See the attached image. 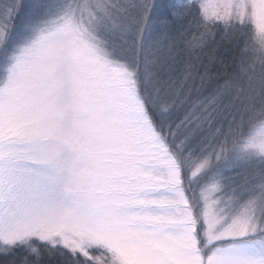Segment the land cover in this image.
<instances>
[{"label":"snow or ice","instance_id":"6c2138e0","mask_svg":"<svg viewBox=\"0 0 264 264\" xmlns=\"http://www.w3.org/2000/svg\"><path fill=\"white\" fill-rule=\"evenodd\" d=\"M0 264H264V0H0Z\"/></svg>","mask_w":264,"mask_h":264},{"label":"trees","instance_id":"16d2710c","mask_svg":"<svg viewBox=\"0 0 264 264\" xmlns=\"http://www.w3.org/2000/svg\"><path fill=\"white\" fill-rule=\"evenodd\" d=\"M220 54L224 55L225 58H228V57L230 56V53H226V52H224L223 49L220 50Z\"/></svg>","mask_w":264,"mask_h":264}]
</instances>
